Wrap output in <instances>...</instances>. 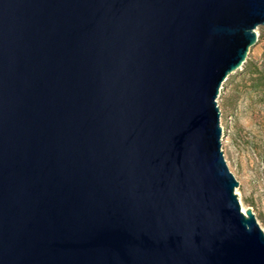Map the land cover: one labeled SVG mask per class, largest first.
Instances as JSON below:
<instances>
[{
  "label": "water",
  "instance_id": "95a60500",
  "mask_svg": "<svg viewBox=\"0 0 264 264\" xmlns=\"http://www.w3.org/2000/svg\"><path fill=\"white\" fill-rule=\"evenodd\" d=\"M264 0H0V264H264L218 96Z\"/></svg>",
  "mask_w": 264,
  "mask_h": 264
},
{
  "label": "rangeland",
  "instance_id": "374dc122",
  "mask_svg": "<svg viewBox=\"0 0 264 264\" xmlns=\"http://www.w3.org/2000/svg\"><path fill=\"white\" fill-rule=\"evenodd\" d=\"M257 33L247 61L223 83L217 100L222 149L239 182L242 210L252 208L264 230V25Z\"/></svg>",
  "mask_w": 264,
  "mask_h": 264
}]
</instances>
